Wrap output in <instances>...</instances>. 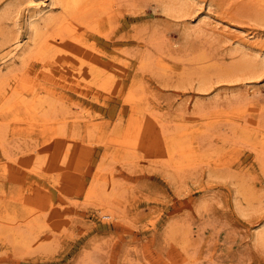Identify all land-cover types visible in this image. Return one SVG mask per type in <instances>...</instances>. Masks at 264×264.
<instances>
[{"label":"rangeland","instance_id":"obj_1","mask_svg":"<svg viewBox=\"0 0 264 264\" xmlns=\"http://www.w3.org/2000/svg\"><path fill=\"white\" fill-rule=\"evenodd\" d=\"M13 1L0 0V60L19 47L0 63V264H264V0H103L45 59L29 16L60 4ZM58 68L84 92L49 80Z\"/></svg>","mask_w":264,"mask_h":264},{"label":"bare ground","instance_id":"obj_2","mask_svg":"<svg viewBox=\"0 0 264 264\" xmlns=\"http://www.w3.org/2000/svg\"><path fill=\"white\" fill-rule=\"evenodd\" d=\"M17 1H19V0H14L13 2H17ZM103 0H51L50 1V3H59L60 4V6H61V9H62V13H61V15L59 14V15H57V14H52V15H46V16H44V15H41V16H44V17H40V18H38V17H34V15L32 14L31 16H29L30 18H29V24H28V22H27V24H28V26H29V33H31V37H33L34 38V40H35V42L37 41L38 42V44H40V49H39V54H41L40 56H41V59H45V55H47V54H49L48 52H49V50H51V49H53V48H51V47H56L57 46V44H59V43H56V41H57V39H58V37L59 38H61V39H65V37H68V36H70L71 34H69L68 32H70L69 30V28H71L72 27V24H74L75 25V21L74 22H72V20L73 19H75L77 22L79 21H81V22H83L82 24H85L84 23V21L85 20H87L86 21V23L88 24V21H90L89 19H87L88 17H89V15H91L92 16V14L93 13H91V12H93L94 10H96L97 9V6L102 2ZM111 2V1H109V0H105V2ZM46 3V2H45ZM17 7V6H16ZM7 12V11H6ZM4 14H6V13H4ZM40 15V14H39ZM36 16V15H35ZM90 16V17H91ZM94 16V15H93ZM92 16V17H93ZM70 17L71 18H73V19H70ZM87 17V18H86ZM76 22V23H77ZM80 22V23H81ZM88 25H90V24H88ZM74 31V30H73ZM73 37V36H72ZM72 37H70L69 39H71ZM74 38V37H73ZM72 38V39H73ZM61 39H58V40H61ZM33 40V41H34ZM62 41V40H61ZM71 41V40H70ZM36 42V43H37ZM72 43H74V42H72ZM75 43H76V41H75ZM74 43V44H75ZM60 45V44H59ZM59 45H58V47H59ZM67 45V44H66ZM57 47V48H58ZM19 47H18V45L16 46H14V47H12L11 49H10V51H9V53H8V55H9V57H8V55H6L5 57L3 56V58H6L7 57V59L8 58H13V60H14V58H15V55H16V51H17V49H18ZM38 48V47H37ZM51 48V49H50ZM19 50V49H18ZM21 50V49H20ZM23 50V49H22ZM28 49H26L24 52H26ZM30 50H32V49H30ZM30 50H28L30 53H31V51ZM33 50H35V49H33ZM71 50V49H70ZM52 51H54L55 52V50H51V52ZM57 51V50H56ZM22 52V51H21ZM29 52L28 53H26L27 55L29 54ZM82 52V51H81ZM53 53V52H52ZM52 53L50 54L51 55V58H52V56H55V55H52ZM85 53V52H84ZM36 54V53H35ZM21 55H23V54H21ZM24 55H25V53H24ZM49 55V56H50ZM78 55V54H77ZM81 55V54H80ZM31 56L33 57H35V55H33V54H31ZM30 56V57H31ZM39 56V57H40ZM26 57V56H25ZM28 57H29V55H28ZM32 57H31V59H32ZM33 57V58H34ZM59 57V56H58ZM57 57V58H58ZM76 57H78V56H76ZM75 57V58H76ZM87 57H89V56H87ZM86 57V58H87ZM2 58V59H3ZM68 58V57H67ZM81 58V57H80ZM7 59H4V60H0V63L2 62V63H4V61H6ZM56 59V58H55ZM34 60V59H33ZM59 60V59H58ZM150 60V59H149ZM60 62H62V60L60 61L59 60V63H58V66H60L59 64H60ZM81 62H84V58H82V61ZM93 63H94V61H93ZM82 64V63H81ZM94 67V66H93ZM59 68H61V67H59ZM56 69V70H54L52 73L50 72V74H49V80H53L54 81V83L55 84H60V85H63V86H68V87H73V88H75L76 89V91H78V92H84V90H83V88H82V81L84 80H82L81 79V85L79 84V83H77L76 81L75 82H73V80H72V82H70V81H68V79H65L64 77H63V75H64V71H66V69L64 68V70L62 71V69H61V71H60V69ZM83 70V69H82ZM91 70V69H90ZM68 71V70H67ZM78 71V70H77ZM81 70L79 69V71L78 72H80ZM81 72H83V71H81ZM98 75V74H101L100 73V70L99 71H97V70H95V69H93V70H91V75ZM103 74H105V72H103ZM39 75V74H38ZM44 75H46V74H44ZM107 75V77H109V75L110 74H106ZM56 76H58L57 78H56V80H55V77ZM69 76V75H68ZM76 76V75H75ZM47 77V76H46ZM72 77V76H71ZM104 77H105V75H104ZM48 78V77H47ZM73 78H75L77 81H78V78H76V77H73ZM99 78H100V76H99ZM96 79H97V76H96ZM106 79H103V78H101V81H104V83H102V82H95L96 84H98L99 86H101L102 88L103 87H106L108 84L106 83V81H105ZM99 81V80H98ZM110 82V80H108V83ZM91 84V83H90ZM95 84V86H97ZM1 85V84H0ZM33 85V84H32ZM92 85V87L94 86L93 84H91ZM85 86V85H84ZM91 86H89V88H91L92 90H94L95 92L97 91V90H95V88L93 89ZM5 92V91H4ZM8 92V91H7ZM12 92V91H11ZM85 92H86V90H85ZM6 93V92H5ZM82 94H84V93H82ZM6 95V94H5ZM14 96V95H13ZM12 96V97H13ZM9 97H10V95H9ZM11 97V98H12ZM6 99H8V97L6 98ZM16 100V99H15ZM49 100V99H48ZM7 102L9 101V100H6ZM11 101V100H10ZM18 102H20L21 104H22V106L25 108V110H27L28 112H29V115H31V116H29L30 118H32L31 120L33 121V120H36V115H37V113H38V116H39V114L40 115H42V108L40 107V106H38V105H35L30 99H24V100H17ZM44 101H47V100H44ZM4 102V101H3ZM49 102V101H48ZM51 102H52V100H51ZM10 103V102H9ZM45 103V102H44ZM52 103H54V101L52 102ZM4 104V103H3ZM46 104H48L47 102H46ZM50 105V104H49ZM1 106H3L2 104L0 105V107ZM45 106V104H43V106L42 107H44ZM11 107H12V105H11ZM47 107V106H46ZM48 107H52L53 108V106H48ZM46 109H48V108H46ZM43 110H45V108H43ZM46 111H48V110H46ZM46 111H44V112H46ZM45 115H47V112L46 113H44V115L43 116H45ZM48 115H50L49 113H48ZM48 115H47V118L45 117L44 119H43V121L44 122H46V121H49L50 120V118H48ZM17 116V115H16ZM19 116V115H18ZM21 116V115H20ZM18 118V117H17ZM41 118H42V116H41ZM38 120H39V118H37ZM87 120V119H86ZM88 121V120H87ZM30 123H31V121H29ZM29 122H27V123H29ZM86 122V121H85ZM89 122V121H88ZM87 122V123H88ZM45 124H47V123H45ZM247 124V123H246ZM246 124H245V126H246ZM44 125V124H43ZM87 125H89V124H87ZM238 126V125H237ZM50 127V126H49ZM248 127H246L245 129H247ZM249 129H251V128H249ZM248 129V130H249ZM253 130V129H252ZM250 133V132H249ZM255 134V133H254ZM257 135V134H256ZM241 136V135H240ZM70 142V141H69ZM69 142H68V144L67 145H69ZM180 141H178L177 143H176V141H175V145L174 146H177V149L179 150V152H178V154L181 156L182 154H184V146L182 145V144H184V143H182V144H180L179 143ZM255 150H256V152H257V154L258 155H260V157H261V160H262V164H263V166H264V139H262V140H260V141H258L256 144H255ZM111 155V154H110ZM185 156H187V154H185ZM259 157V158H260ZM46 158V157H45ZM190 161H195L197 158H200V153H199V151L196 149V150H193V151H191V153L190 154H188V157H187ZM47 161V160H46ZM44 162V161H43ZM42 162V165H44L45 163H43ZM210 162H211V160H210ZM52 163H54V161L52 162ZM51 163V164H52ZM211 163H218V162H211ZM220 163V162H219ZM40 164H41V162H40ZM50 164V165H51ZM212 164V165H213ZM45 165H47V164H45ZM39 166V165H38ZM37 166V167H38ZM262 166V165H261ZM262 166V167H263ZM45 167V166H44ZM43 167V168H44ZM35 170L36 169H38L39 170V167L38 168H36V165H35ZM108 168V167H107ZM31 169H32V167H31ZM263 169V168H262ZM40 170H42L41 169V167H40ZM39 170V171H40ZM106 170V169H105ZM32 171H33V169H32ZM44 171V170H43ZM101 171V170H100ZM104 171V170H103ZM108 171V170H107ZM34 172V171H33ZM50 173V172H49ZM53 173V170L51 169V174ZM50 175V174H49ZM97 179V178H96ZM93 186H95V185H93ZM95 188V187H94ZM94 188H91V194L93 195V192H95L94 191ZM248 198V197H247ZM250 198V197H249ZM11 221H15L14 219H11ZM14 223V222H13ZM12 223V224H13ZM11 226V225H10ZM13 227H14V225H13ZM13 227L11 226V227H9V232L11 233V236L13 237V234L16 236L17 234L19 235V239H20V237H21V235H22V233H21V231H20V229H13ZM13 233V234H12ZM7 236V235H6ZM10 236V235H9ZM8 236V237H9ZM17 238V237H16ZM12 239H14V238H12ZM22 239H23V242H24V240H25V238H23V236H22ZM17 241H18V239H17ZM256 241H258V242H261V243H264V230H261L259 233H257V235H256ZM19 242V241H18Z\"/></svg>","mask_w":264,"mask_h":264}]
</instances>
